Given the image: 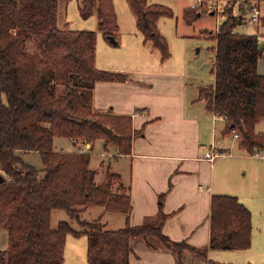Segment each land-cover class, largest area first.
I'll list each match as a JSON object with an SVG mask.
<instances>
[{
  "label": "trees",
  "instance_id": "obj_1",
  "mask_svg": "<svg viewBox=\"0 0 264 264\" xmlns=\"http://www.w3.org/2000/svg\"><path fill=\"white\" fill-rule=\"evenodd\" d=\"M58 1L0 0V230L8 231L0 264H63L68 234L87 237L89 264H129L132 241L139 238L149 247H154V239L176 251L178 264L186 250L207 258L204 251L162 233L164 214L140 225H130L127 219L118 229H107L100 218L81 220V212L91 206L128 218L130 198L118 174L106 173V181L97 183L89 152L56 150L54 138L67 137L83 145L101 139L105 148L113 145L119 154H128L135 130L131 116L92 107L97 81L125 76L96 66L93 30L58 26ZM126 1L143 42L158 51L161 61L168 59L169 47L158 19L172 11L151 0ZM249 1L227 0L226 19L213 37L214 82L201 87L198 98L225 119L226 131L236 132L240 147L252 154L264 151V133L254 129L264 118V74L257 71L264 45L257 33L234 31L238 16L233 13L236 4L247 7ZM79 14L95 15L104 37L116 42L109 39L118 30L113 0H80ZM198 16L196 10L184 13L187 23ZM29 37L40 53L24 50ZM31 151L39 153L41 170L22 159L21 153ZM57 209L65 210L81 228L74 229L66 220L51 227V214ZM251 232V213L236 196H212L210 249H247ZM208 264L236 263L208 259Z\"/></svg>",
  "mask_w": 264,
  "mask_h": 264
},
{
  "label": "crops",
  "instance_id": "obj_2",
  "mask_svg": "<svg viewBox=\"0 0 264 264\" xmlns=\"http://www.w3.org/2000/svg\"><path fill=\"white\" fill-rule=\"evenodd\" d=\"M141 38L143 41L142 34ZM155 75L148 81L138 73L123 80L97 81L93 90L92 107L96 111L129 115L135 130L130 153L119 154L113 145L104 147L112 152H102L116 159L113 172L119 175L118 181L130 198L131 210L128 218L121 215V224L125 226L127 219L130 225L158 221L160 214H164L161 231L165 236L194 246L207 256L186 250L180 256V264H208V259L242 264L244 261L237 260L240 249L208 247L211 199L216 194L236 196L249 209L252 226V209L264 194V151L251 154L240 147L238 136L226 131L225 119L198 98L199 89L205 86L191 89L185 75L167 73L165 69ZM254 129L256 133H264V118L255 123ZM227 135L230 137L225 141ZM96 141L104 145L101 139L85 145L73 141L71 149H61L84 151L83 147L92 149ZM54 143L55 139L53 146L60 150ZM234 154L237 155L233 157ZM92 207L98 206L83 212L88 215ZM106 212L111 211H103ZM114 218L118 221L119 215ZM153 241L154 247H149L143 239L133 240L129 264L179 263L176 251ZM7 246L8 231L1 229L0 250ZM228 251L236 252L228 254ZM86 253L87 245L84 250L87 262ZM225 256L230 261L228 258L224 261Z\"/></svg>",
  "mask_w": 264,
  "mask_h": 264
},
{
  "label": "rangeland",
  "instance_id": "obj_3",
  "mask_svg": "<svg viewBox=\"0 0 264 264\" xmlns=\"http://www.w3.org/2000/svg\"><path fill=\"white\" fill-rule=\"evenodd\" d=\"M151 1L158 2L172 11L171 15H163L158 19L159 31L165 37L170 52L166 61L160 60L158 51L154 50L150 43L144 44L142 41L141 32L136 27L134 13L126 0H113L118 25L114 37L116 42L111 43L104 37L98 28L95 15L83 18L79 14L80 0L58 1L57 24L61 28L89 29L95 32V64L98 68L122 74L125 77H135L138 73L139 77L143 76V79L147 81L148 78H155L156 73L165 69L167 73L173 72L176 75H185L187 85L191 89L212 84L213 74L211 70L214 63L213 46L215 44L213 37L226 19L227 0H204V2L213 3L215 8L213 12L208 11L204 6H193L196 0ZM189 10L200 12V16L192 23H187L184 18V13ZM233 13L238 16L234 31L238 33H257L264 45L263 22H251L245 5L236 4ZM24 50L29 54L39 52L33 37L25 40ZM257 67L258 72L264 73V56L259 58ZM59 87L62 88V82L59 83ZM229 137L227 135L225 141H228ZM54 139V144L58 149H71L73 147V140L70 138L56 136ZM83 150L88 151L90 154L89 166L97 170L95 181L97 183L106 181L107 169L110 173L113 172L116 159L112 156L102 155V152H105L106 149L104 150V145L100 141H96L92 149L89 150V148L83 147ZM106 152L112 151L108 148ZM21 157L26 163L37 169L41 170L43 168L38 152L21 153ZM235 172L237 173V167ZM117 186L118 181L115 180L113 188L116 189ZM95 210H100V208L92 207L87 211L88 215L81 212V220L91 221L101 217L100 220L107 229L116 228L118 225L124 226L123 223L121 224V220H123L122 212L103 213V210H100L95 213ZM252 210V244L247 250H237V260L251 262L252 264H264V194H261ZM93 215L94 217H92ZM114 215H119L118 221L115 220ZM61 220L68 221L74 229L81 228L78 221L69 217L65 210H53L50 220L51 227H56ZM86 245L87 238L85 235H68L64 248L63 264H87L84 259ZM232 252L236 251H228V254H234ZM226 259L230 261L229 257L225 256L224 261Z\"/></svg>",
  "mask_w": 264,
  "mask_h": 264
},
{
  "label": "built area",
  "instance_id": "obj_4",
  "mask_svg": "<svg viewBox=\"0 0 264 264\" xmlns=\"http://www.w3.org/2000/svg\"><path fill=\"white\" fill-rule=\"evenodd\" d=\"M218 1V0H216ZM196 3L193 4V6H204L205 8L208 9V11L213 12L214 11V7H213V3L212 2H204V0H196ZM247 10H248V17L249 20L251 22L254 23H259L261 21V19L264 17V0H250L247 6ZM233 135L235 137L238 136V134L236 132L233 133Z\"/></svg>",
  "mask_w": 264,
  "mask_h": 264
},
{
  "label": "water",
  "instance_id": "obj_5",
  "mask_svg": "<svg viewBox=\"0 0 264 264\" xmlns=\"http://www.w3.org/2000/svg\"><path fill=\"white\" fill-rule=\"evenodd\" d=\"M109 39L111 40V41H114L115 40V38L113 37V36H110L109 37ZM259 46H261V44H259ZM89 145V144H88ZM3 180V178L1 177V175H0V182Z\"/></svg>",
  "mask_w": 264,
  "mask_h": 264
}]
</instances>
